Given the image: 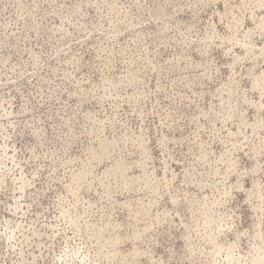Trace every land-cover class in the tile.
Here are the masks:
<instances>
[{"label": "rangeland", "instance_id": "obj_1", "mask_svg": "<svg viewBox=\"0 0 264 264\" xmlns=\"http://www.w3.org/2000/svg\"><path fill=\"white\" fill-rule=\"evenodd\" d=\"M0 264H264V0H0Z\"/></svg>", "mask_w": 264, "mask_h": 264}]
</instances>
